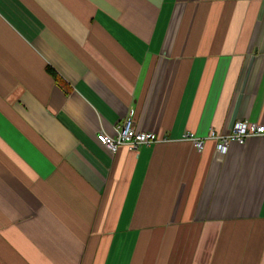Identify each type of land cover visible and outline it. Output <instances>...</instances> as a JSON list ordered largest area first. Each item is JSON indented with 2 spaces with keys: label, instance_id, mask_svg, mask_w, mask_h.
Wrapping results in <instances>:
<instances>
[{
  "label": "crops",
  "instance_id": "obj_1",
  "mask_svg": "<svg viewBox=\"0 0 264 264\" xmlns=\"http://www.w3.org/2000/svg\"><path fill=\"white\" fill-rule=\"evenodd\" d=\"M131 112L160 140L111 152ZM240 120L264 0H0V264H264V136L209 137Z\"/></svg>",
  "mask_w": 264,
  "mask_h": 264
},
{
  "label": "built area",
  "instance_id": "obj_2",
  "mask_svg": "<svg viewBox=\"0 0 264 264\" xmlns=\"http://www.w3.org/2000/svg\"><path fill=\"white\" fill-rule=\"evenodd\" d=\"M254 136H264V124L249 120H240L231 127L228 134H218L212 130L209 137L217 141V148L220 152H225L231 142L244 143ZM184 139L192 140L198 149H202L204 140L196 138L191 133H185ZM98 141L111 152L117 151L119 147L127 146L131 150L137 151L143 145H150L160 139L152 131H142L135 127L133 112L125 117L116 126L115 133L110 135L105 131L97 134Z\"/></svg>",
  "mask_w": 264,
  "mask_h": 264
},
{
  "label": "trees",
  "instance_id": "obj_3",
  "mask_svg": "<svg viewBox=\"0 0 264 264\" xmlns=\"http://www.w3.org/2000/svg\"><path fill=\"white\" fill-rule=\"evenodd\" d=\"M48 71L53 77H55L57 80H59V77L54 70H52L51 68H48Z\"/></svg>",
  "mask_w": 264,
  "mask_h": 264
}]
</instances>
